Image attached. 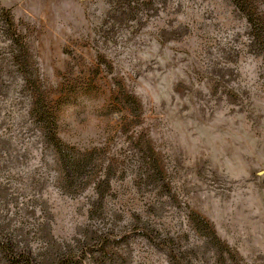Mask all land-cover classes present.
I'll return each instance as SVG.
<instances>
[{
  "label": "rangeland",
  "instance_id": "obj_1",
  "mask_svg": "<svg viewBox=\"0 0 264 264\" xmlns=\"http://www.w3.org/2000/svg\"><path fill=\"white\" fill-rule=\"evenodd\" d=\"M0 264H264V0H0Z\"/></svg>",
  "mask_w": 264,
  "mask_h": 264
}]
</instances>
